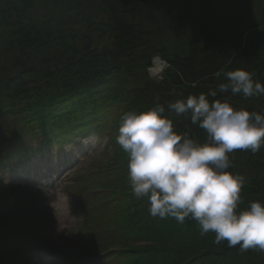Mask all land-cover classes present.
<instances>
[{
  "label": "trees",
  "instance_id": "1",
  "mask_svg": "<svg viewBox=\"0 0 264 264\" xmlns=\"http://www.w3.org/2000/svg\"><path fill=\"white\" fill-rule=\"evenodd\" d=\"M155 57L166 62L160 77L149 74ZM236 68L264 83V0H0V173L102 130L112 150L76 180L80 216L94 215L90 201L110 210L92 238L103 236L78 248L49 245L53 229L41 232L27 216L24 203L43 192L0 178V264L25 262L31 240L58 252L61 264H264V251L217 244L195 220L151 216L147 197L131 191L128 156L116 142L125 111L156 103L178 133L203 142L190 115L168 105L207 93L220 82L215 73ZM223 95L264 113V95ZM229 155L228 171L246 177L239 208L264 202V146Z\"/></svg>",
  "mask_w": 264,
  "mask_h": 264
},
{
  "label": "clouds",
  "instance_id": "2",
  "mask_svg": "<svg viewBox=\"0 0 264 264\" xmlns=\"http://www.w3.org/2000/svg\"><path fill=\"white\" fill-rule=\"evenodd\" d=\"M149 74H159L158 64ZM215 76L220 82L207 93L168 105L176 116L190 115L191 123L206 132L203 142L188 131L178 133L159 103L149 110L125 111L116 142L128 156L131 191L137 198L147 197L151 216L171 217L180 224L190 218L201 235L215 233L217 244L226 240L229 247L239 244L241 251H264V202L254 200L240 209L246 177L228 171L230 153H256L264 146V113L235 108L228 95L217 98L225 93L264 95V83L245 68Z\"/></svg>",
  "mask_w": 264,
  "mask_h": 264
},
{
  "label": "rangeland",
  "instance_id": "3",
  "mask_svg": "<svg viewBox=\"0 0 264 264\" xmlns=\"http://www.w3.org/2000/svg\"><path fill=\"white\" fill-rule=\"evenodd\" d=\"M108 138L107 130L82 139L77 138L62 147L43 151L26 162L12 164L0 173L4 183L28 185L43 192L42 195L35 194L24 204L27 216L33 219L35 227L39 222L41 232L53 229V241L48 242L49 245L58 249L66 246L78 248L88 237L91 238L86 240V244L103 236V233H97V237L92 238L96 230L103 229V217L110 210L101 211L98 201H90L89 204L94 207V215L86 217L81 213L80 216L75 200L80 201L83 197L80 199V185L76 180L110 159L112 150L108 145ZM29 252L24 254L25 262L22 261L21 264H61L58 252L59 255L55 250L45 248L33 240L29 244ZM76 263L77 261H73L70 264Z\"/></svg>",
  "mask_w": 264,
  "mask_h": 264
},
{
  "label": "bare ground",
  "instance_id": "4",
  "mask_svg": "<svg viewBox=\"0 0 264 264\" xmlns=\"http://www.w3.org/2000/svg\"><path fill=\"white\" fill-rule=\"evenodd\" d=\"M157 64H158V72H159V74L156 75V76H154V77H159V76L162 74V72H163V70H164V68H165V64H164L162 61H160L159 58L156 57V58L153 60V67H152V68L156 67Z\"/></svg>",
  "mask_w": 264,
  "mask_h": 264
},
{
  "label": "water",
  "instance_id": "5",
  "mask_svg": "<svg viewBox=\"0 0 264 264\" xmlns=\"http://www.w3.org/2000/svg\"><path fill=\"white\" fill-rule=\"evenodd\" d=\"M157 58H159L160 61H162L165 64V66H166V62L165 61H163L160 57H157Z\"/></svg>",
  "mask_w": 264,
  "mask_h": 264
}]
</instances>
